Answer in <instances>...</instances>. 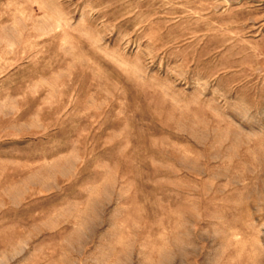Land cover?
<instances>
[{"label": "rangeland", "instance_id": "1", "mask_svg": "<svg viewBox=\"0 0 264 264\" xmlns=\"http://www.w3.org/2000/svg\"><path fill=\"white\" fill-rule=\"evenodd\" d=\"M0 264H264V0H0Z\"/></svg>", "mask_w": 264, "mask_h": 264}]
</instances>
